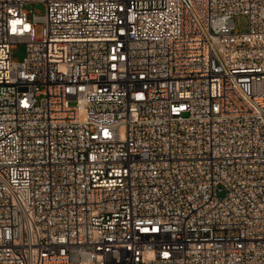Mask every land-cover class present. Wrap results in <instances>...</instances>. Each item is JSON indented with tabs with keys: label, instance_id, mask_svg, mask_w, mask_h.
Masks as SVG:
<instances>
[{
	"label": "built area",
	"instance_id": "2783aa9c",
	"mask_svg": "<svg viewBox=\"0 0 264 264\" xmlns=\"http://www.w3.org/2000/svg\"><path fill=\"white\" fill-rule=\"evenodd\" d=\"M0 264H264V0H0Z\"/></svg>",
	"mask_w": 264,
	"mask_h": 264
},
{
	"label": "rangeland",
	"instance_id": "374dc122",
	"mask_svg": "<svg viewBox=\"0 0 264 264\" xmlns=\"http://www.w3.org/2000/svg\"><path fill=\"white\" fill-rule=\"evenodd\" d=\"M23 9L31 13H36V12L39 14L44 13V5L39 3L25 4L23 6ZM234 26H235L234 28L240 32L245 31L247 26V18L241 14L234 16ZM39 34H40V27L37 28V35L39 36ZM25 54H26L25 45L18 44L16 45L15 49H13L12 56L15 61H22L23 58L25 57Z\"/></svg>",
	"mask_w": 264,
	"mask_h": 264
}]
</instances>
